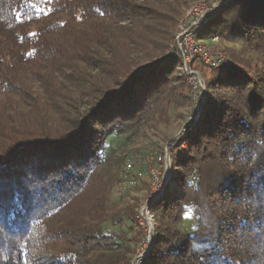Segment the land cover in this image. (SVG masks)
Segmentation results:
<instances>
[{
  "label": "trees",
  "instance_id": "16d2710c",
  "mask_svg": "<svg viewBox=\"0 0 264 264\" xmlns=\"http://www.w3.org/2000/svg\"><path fill=\"white\" fill-rule=\"evenodd\" d=\"M154 2L0 0V264H129L101 226L106 198L91 170L111 127L137 122L181 65ZM252 29L264 38V0H228L196 33ZM213 69L189 155L173 158L186 167L175 178L184 194L166 189L150 205L142 264H264V77Z\"/></svg>",
  "mask_w": 264,
  "mask_h": 264
},
{
  "label": "rangeland",
  "instance_id": "374dc122",
  "mask_svg": "<svg viewBox=\"0 0 264 264\" xmlns=\"http://www.w3.org/2000/svg\"><path fill=\"white\" fill-rule=\"evenodd\" d=\"M215 2H221V5L216 4L218 10L214 12L213 7H209L212 9L201 23V27L205 28L219 16L228 0L154 2L160 5L168 17L167 31L171 36L169 46H175L177 32L188 21L191 8L198 4L212 6ZM211 32L204 37L200 35L199 39L212 53L223 55L229 62L226 65L237 66L252 79L264 77V38L253 36V29L243 37H225L214 33V30ZM213 36L217 40L212 42ZM193 68L199 74L200 84L182 65L171 66L163 90L146 104L145 111L138 115V121L131 124L116 123L111 127L113 133L101 144L104 146L101 149V159L91 170L96 185L103 189L106 198V216L101 226L112 231L116 240L114 249L123 256L126 255L129 264H142L153 244L156 216L149 210L150 205L159 200L166 189L171 196L184 194L181 183L175 178L179 173L183 176L186 167H177L173 158L182 154L186 157L189 155L186 137L202 121L205 104L214 88L208 86L209 82L221 76L217 69L210 68L199 60L193 62ZM248 120L253 123V119ZM129 162L133 163L131 172L126 171V164ZM185 179L188 176L185 175ZM35 184L30 185L31 190L40 189L33 187ZM221 185L222 182H218V186ZM186 207L191 208V216L188 214L186 217L193 218L190 221L192 226L196 222L198 208L196 207V211L195 203ZM204 212L207 214L206 209ZM179 214L177 216H181ZM189 218L187 219L190 220ZM214 219L215 217L212 221ZM184 225V222L180 223L181 227ZM172 226H179L178 221L173 222Z\"/></svg>",
  "mask_w": 264,
  "mask_h": 264
},
{
  "label": "built area",
  "instance_id": "2783aa9c",
  "mask_svg": "<svg viewBox=\"0 0 264 264\" xmlns=\"http://www.w3.org/2000/svg\"><path fill=\"white\" fill-rule=\"evenodd\" d=\"M216 4L220 6L221 2H215L212 6L198 4L191 8L188 21L180 26L176 35L175 48L181 56L182 68L188 72L194 80H198L199 84L201 81L199 74L194 68L192 69V64L195 60H199L202 64L210 68H217L229 63L220 53H212L206 44L199 39L196 33L197 29L201 27L204 18L212 9L209 7H213L212 12H214L217 9L216 7H218ZM216 40L217 37L213 36L211 38L212 42ZM132 167L133 163L129 162L126 164V171L131 172Z\"/></svg>",
  "mask_w": 264,
  "mask_h": 264
},
{
  "label": "water",
  "instance_id": "95a60500",
  "mask_svg": "<svg viewBox=\"0 0 264 264\" xmlns=\"http://www.w3.org/2000/svg\"><path fill=\"white\" fill-rule=\"evenodd\" d=\"M227 1V0H226Z\"/></svg>",
  "mask_w": 264,
  "mask_h": 264
}]
</instances>
